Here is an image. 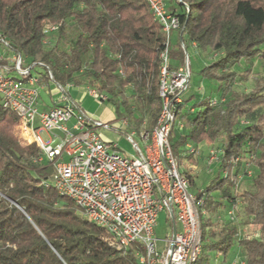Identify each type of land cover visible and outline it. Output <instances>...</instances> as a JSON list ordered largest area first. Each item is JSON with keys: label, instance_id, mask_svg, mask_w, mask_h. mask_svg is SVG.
<instances>
[{"label": "trees", "instance_id": "1", "mask_svg": "<svg viewBox=\"0 0 264 264\" xmlns=\"http://www.w3.org/2000/svg\"><path fill=\"white\" fill-rule=\"evenodd\" d=\"M164 2L184 27L169 45L171 69L184 63L182 39L186 51L211 56L199 75L212 82L216 94L198 101L196 95H184L176 112L182 128L175 132V126L169 135L172 153L222 139L218 159L211 162L217 164L213 178L196 194L203 198L205 214L201 255L194 264H212L214 254L225 261L237 225L244 222L259 227L257 238L236 241L244 262L264 264V74L250 92L233 89L252 74L255 62L264 67V0ZM50 25L57 31L44 34ZM0 35L42 80L50 72L57 84L95 89L106 96L117 120L137 130L150 131L156 124L165 38L144 0H0ZM211 100L217 104L210 105ZM15 124L14 113L0 105V264H138L134 252H143L141 247L122 251L111 245L102 228L46 183L52 168L35 163L37 146L19 142ZM185 177L193 185L191 176ZM241 180L248 188L239 192ZM214 193L221 198L214 199ZM237 203L236 222L224 220L215 228L211 218Z\"/></svg>", "mask_w": 264, "mask_h": 264}, {"label": "built area", "instance_id": "2", "mask_svg": "<svg viewBox=\"0 0 264 264\" xmlns=\"http://www.w3.org/2000/svg\"><path fill=\"white\" fill-rule=\"evenodd\" d=\"M144 1L165 40L159 55V118L150 131L126 132L137 157L121 154L116 144L101 139L96 130L111 126L99 124L70 98L71 83H55L50 72L47 81L42 80L23 55L10 50L1 35L0 105L16 117L17 140L24 139L37 146L39 155L35 163L52 168L46 183L59 196L71 200L84 219L102 228L111 245L122 251L131 245L141 247L143 252L138 249L134 252L138 264H194L201 255L203 198L190 192V183L179 171L169 142L170 132L177 125L176 112L190 81L188 55L182 39L179 45L184 52V63L171 69L169 59L172 34L176 32L181 37L184 27L178 17L166 9L164 0ZM56 31L57 26L50 25L43 32ZM50 85L61 95L50 107L41 108L39 90ZM86 92L99 103L107 100L89 86ZM216 104V100L210 101V105ZM120 123L128 128L126 120ZM40 131L46 133L47 141L43 142L38 136ZM133 137L139 139L142 149ZM196 148L187 145L179 156L194 153ZM219 152L218 149L209 153L210 163L218 159ZM235 211L236 208L231 207L226 212L227 221L236 222ZM161 213H165L173 228L161 241V248H156L153 235ZM239 236L238 232L236 237ZM229 264H245L244 257Z\"/></svg>", "mask_w": 264, "mask_h": 264}, {"label": "rangeland", "instance_id": "3", "mask_svg": "<svg viewBox=\"0 0 264 264\" xmlns=\"http://www.w3.org/2000/svg\"><path fill=\"white\" fill-rule=\"evenodd\" d=\"M172 42H174V36H172ZM188 55V69L190 72V81H189V87L188 91L185 95L193 94L196 95V101L200 99H204L207 95H210L213 93L212 82L203 80L201 76L199 75V71L206 65H208L212 59H209L208 57H202L199 55V53H196L194 50L190 49L188 47L187 51ZM213 58V57H212ZM40 68H36V71H39ZM251 72L247 78V80H237L234 83V90L239 92H250L255 84V80L259 77H261L264 74V67L260 65L259 62H255L251 67ZM14 75V74H13ZM16 77H19L18 74H16ZM40 101L46 104L51 103V99L58 100L61 93L58 90H55V88L50 85L49 88L46 89H40ZM213 96H216V94L213 93ZM80 105L85 110L92 105V112H89L93 119L98 121L99 124H107L111 123L113 127L118 129L117 132H112L111 129H102L98 128L97 134L105 141L112 142L117 145L118 151L121 154H124L128 157H137V153L135 152L132 144L127 139L126 131L131 132V130L125 128L121 125L120 121H118L115 117V111L114 108L111 106L110 103L104 102L99 103L97 100H94L93 98L88 97V95L83 96L81 98ZM194 102H190L188 107L191 106ZM91 117V116H90ZM247 122L246 119H241L240 122ZM130 125V123H128ZM181 123H177L175 132L181 129L179 127ZM182 125V124H181ZM134 129H136L134 126H132ZM13 132L15 133V136L18 137V129L16 127V124L13 127ZM38 136L41 138L43 142L48 140V137L45 132L40 131L38 132ZM134 142L142 149V144L140 143L139 139L137 137H133ZM23 144H29L24 139L20 141ZM205 145L198 144L199 146H196V150L194 153H191L193 157V162H190L187 157L180 158L179 155H174L177 160L178 169L181 173H185V176H191L193 179V185H190V192L192 194H195L198 190L203 189L209 184V181L213 178L214 172L216 170V166L214 163L209 162V153L211 151L216 152L218 151V148H222V139L219 138L214 143H203ZM238 159V158H236ZM235 159V160H236ZM235 160L233 163H235ZM208 164V165H207ZM210 165V170L207 166ZM187 174V175H186ZM187 178V177H186ZM188 179V178H187ZM189 181V179H188ZM247 183L248 181L241 180L239 182V192L244 191L247 189ZM219 195L217 193H214V199H219ZM240 207V204L237 203L236 209L238 210ZM226 216L225 213H221L220 217L221 220L218 219V215L216 217L211 218V222L214 223V227L219 229L222 224H224ZM207 217V215H206ZM248 226V225H247ZM248 230L246 233V236L254 238V235L259 236V229L254 227L253 229H250L247 227ZM170 233V228L167 225V222L165 220V216L163 213H161L158 217L157 224L154 230V246L156 248H161V241L164 240L166 236H168ZM256 237V238H257ZM234 251V248L232 247L231 253ZM212 264H227V260L224 262L221 261V257L218 254H214L212 257Z\"/></svg>", "mask_w": 264, "mask_h": 264}, {"label": "crops", "instance_id": "4", "mask_svg": "<svg viewBox=\"0 0 264 264\" xmlns=\"http://www.w3.org/2000/svg\"><path fill=\"white\" fill-rule=\"evenodd\" d=\"M172 36H174V41L177 39V33L175 32V33H173L172 34ZM171 41H172V37H171ZM197 53V52H196ZM199 55L200 56H202V57H208L209 59L211 58V56H207L206 54H203V53H199ZM88 86H78V87H75V86H72L71 88H70V90H69V95H70V98L74 101V102H76L77 103V105L79 106V107H81L82 108V106L80 105V101L82 100L81 98H83V96H85V95H88V97H90V98H93L91 95H89L87 92H86V88H87ZM207 97V96H206ZM94 99V98H93ZM95 100V99H94ZM52 101L54 102V101H56V100H53V99H51V103L50 104H46V103H43V102H41L40 101V107L41 108H47V107H50L51 105H52ZM92 105L90 106V107H88L86 110L84 109V108H82L84 111H85V113L87 114V115H89V116H91L92 117V115H90L89 114V112H92ZM92 118H94V117H92ZM121 120H124V119H121ZM121 120H118V121H121ZM127 121V120H126ZM128 122V121H127ZM129 123V122H128ZM107 124H109L111 127H110V129L112 130V132H117L118 131V129H116L115 127H113L112 126V124L109 122V123H107ZM127 129H129V130H134L136 133H138L141 129H139V130H137V129H134L132 126H131V124L129 125L128 124V128ZM106 130V129H105ZM97 132V131H96ZM127 132V131H126ZM102 139V138H101ZM103 140V139H102ZM103 141H105V140H103ZM106 142H109V141H106ZM201 145H205V144H201ZM197 146H199V145H197ZM186 147H187V145H185L184 147H182L181 149H180V151H185V149H186ZM208 165V164H207ZM215 166H216V168H217V164H214ZM209 169L211 168L210 167V165L209 166H207ZM210 170H212V169H210ZM202 190V189H201ZM200 190H198L197 192H195V194H197L198 192H199ZM225 213V212H224ZM164 214V216H165V220H166V222H167V225L169 226V228L171 229V231H172V228H173V225H172V223H170V222H168V220L166 219V215H165V213H163ZM218 219H220L221 220V217L220 216H218ZM225 221H226V216H225ZM248 225V226H247ZM247 227H249L250 229H253L254 227H256V228H258L259 229V227H257V226H255V225H253L251 222H244V223H241V224H238L237 225V230H238V232H239V234H240V236L235 240V245L233 246V248H234V251L231 253V255L226 259L227 260V264H229L231 261H233L234 259H236V258H240V257H242V253H241V250H240V248H239V246L237 245V243H236V241H238L239 239H242V238H244L243 236H246V233H247V231L246 230H248V228ZM225 260V261H226ZM224 261V262H225Z\"/></svg>", "mask_w": 264, "mask_h": 264}]
</instances>
